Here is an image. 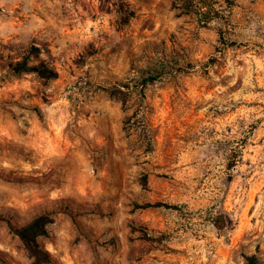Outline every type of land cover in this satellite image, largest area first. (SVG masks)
<instances>
[{"label":"rangeland","instance_id":"374dc122","mask_svg":"<svg viewBox=\"0 0 264 264\" xmlns=\"http://www.w3.org/2000/svg\"><path fill=\"white\" fill-rule=\"evenodd\" d=\"M40 215L39 264H264V0H0V264Z\"/></svg>","mask_w":264,"mask_h":264},{"label":"trees","instance_id":"16d2710c","mask_svg":"<svg viewBox=\"0 0 264 264\" xmlns=\"http://www.w3.org/2000/svg\"><path fill=\"white\" fill-rule=\"evenodd\" d=\"M132 14V13H130ZM12 70L16 74L33 72L41 78H53L55 73L47 69L43 64L32 65L27 61V57L17 61L12 65ZM156 76H149L144 79L143 84L155 80ZM49 219L45 215H40L20 228L12 227L13 232L20 238L24 244L29 256L34 260V264H39L41 259H45L44 253L38 249L37 238L46 233L45 226L49 223ZM246 264H261L255 255L245 256Z\"/></svg>","mask_w":264,"mask_h":264}]
</instances>
